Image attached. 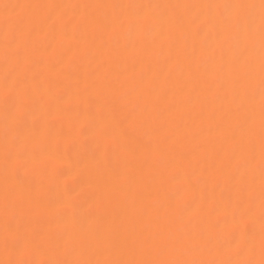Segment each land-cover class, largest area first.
Listing matches in <instances>:
<instances>
[{
	"label": "snow or ice",
	"instance_id": "snow-or-ice-1",
	"mask_svg": "<svg viewBox=\"0 0 264 264\" xmlns=\"http://www.w3.org/2000/svg\"><path fill=\"white\" fill-rule=\"evenodd\" d=\"M69 8L81 11L70 15L66 11ZM190 8L202 9L203 18L176 12ZM99 9L113 12L111 16L101 15L94 11ZM0 10L4 61L0 81V247L7 255L0 264H264V0L199 5L3 3ZM190 28L194 30L190 32ZM201 29L210 30L216 41V48L205 62L206 70L214 76V99L227 101L235 108L219 117L207 114L210 138L197 145V173L193 161L177 150V145L190 141L191 135L176 136L164 112L149 102L143 87L145 73L133 70L131 76L116 81L119 88L135 95L141 106L139 113L116 94L110 76L121 61L127 66L130 60L134 69L145 57L159 55L165 44L169 62L174 56L176 60L182 57L190 68L196 53L194 38ZM153 30L152 39L145 41V35ZM122 32L129 37L123 46ZM189 36L193 38L191 51ZM129 46L136 50L134 55L127 54ZM257 54L258 120L253 105ZM85 63L91 70L81 86L77 69ZM73 77L65 93L60 85ZM211 87L205 81L196 89L202 97V114ZM89 89L96 91L99 103L98 113H90L89 117L94 125L97 119L100 122L90 160L97 173L100 196L87 225L81 222L44 230L37 226L33 212L49 190L46 181L54 157L46 147L49 134L57 122L61 123L58 138L83 134L77 127L73 100L85 97ZM178 91L182 93L183 86ZM190 100V96L184 97V102ZM37 107L43 124L36 114ZM64 121L69 125L67 132ZM145 124L153 126L159 135L160 143L152 150L155 162L173 153L175 167H184L185 180L179 182L175 170L161 173L160 184L174 183V188L163 205L155 201V209H148L149 214L156 212L158 223L154 229L141 226L129 232L119 228L115 217H108L114 194L127 200V188L133 186H141L151 194L152 177L144 174L136 156L135 131ZM109 140L117 141L119 154L106 173ZM73 147L75 141L66 143L65 150ZM197 191L199 200L192 207L189 198H194ZM160 207L164 208L162 222ZM61 211L57 209L58 214ZM213 215L215 222L210 221ZM92 249L94 255L89 254Z\"/></svg>",
	"mask_w": 264,
	"mask_h": 264
},
{
	"label": "bare ground",
	"instance_id": "bare-ground-1",
	"mask_svg": "<svg viewBox=\"0 0 264 264\" xmlns=\"http://www.w3.org/2000/svg\"><path fill=\"white\" fill-rule=\"evenodd\" d=\"M232 0H0L3 3H36L47 4L57 3L65 5L78 4H187L199 5L205 3H229ZM244 2L259 3V0H244ZM2 11V10H0ZM70 15L79 14L80 9H67ZM93 11V10H89ZM101 15L111 16L112 9L94 10ZM178 14H187L188 16L200 15L203 18V10L200 8L177 9ZM194 29L190 28L189 31ZM43 35V34H41ZM154 35V30L148 32L144 39L150 41ZM129 37L122 32L120 36L121 46L125 45ZM183 42L182 40L180 41ZM196 53L192 57L191 67L189 68L181 57L179 60L175 59L172 62L168 60V46L160 50L159 55L152 57H145L143 63H136L133 69L131 61H128L127 66L123 61L118 67L113 69L110 78L114 81L115 92L122 98L124 102L128 103L131 109L135 106L139 113L141 106L136 103L135 95L128 94L127 88H119L117 80H123L125 76H131L133 70L137 73L144 72V89L146 90L147 99L157 108L164 112L168 126L172 128L176 136L191 135V140L177 145V150L183 151L188 160H192L199 173L200 165L196 163L194 154L198 155L196 151L197 145L205 144L209 137L210 121L207 119L208 113H215L219 117L225 111L235 108L227 101H220L214 99L215 83L214 76L210 69L206 70L205 62L212 55L216 48V41L212 32L208 29H201L194 38ZM193 44V38L189 36L188 45L189 51ZM135 49L131 46L128 48V55H134ZM175 49H173V54ZM218 55V54H217ZM227 59V57L225 58ZM256 74L255 80L257 84L256 94L253 105L257 112L258 120V106H259V74H258V54L256 59ZM4 69V61L2 51H0V81H2ZM91 69L85 63L77 69V74L81 81V86L86 78V73ZM153 75L156 79L153 80ZM73 80H65L60 85L61 90L67 93ZM208 81L212 87L208 89L207 103L203 105L202 114V97L197 94L196 89H199L202 84ZM131 81L129 82V86ZM183 86V92L178 89ZM190 96V102H184V97ZM74 114L78 115V130L82 131L81 135H73L70 137H57V131L61 127V123L57 122L55 129L49 134L47 142V150L54 153L53 159L50 161L49 174L46 181L47 189L46 195L41 203L39 209L33 212V216L37 220V226L44 229H56L57 227H64L66 224L73 223L88 224L90 221V212L94 210L96 202L100 196V187L97 182V173L91 166V154L96 149V129L99 126V119L96 120L95 125L90 120V113H98L99 103L97 94L94 89H89L88 94L79 100H73ZM36 114L41 117V124H43V116L37 107ZM147 116V113H145ZM235 123V121H233ZM31 121H29V125ZM65 132L69 130L67 121L63 122ZM258 133V128H257ZM138 137L136 145V156L143 172L146 176L152 177L150 192L148 195L144 192L141 186L128 187V199L124 200L120 194L112 196L111 216L116 218L117 225L121 230L128 229L131 232L134 228L144 227L154 229L158 223L157 214L152 211L148 213V209H155V201H159L163 205L166 201V195L174 188L173 184L161 185L159 182L160 174L167 175L169 170H175L179 182L185 180V172L183 165L175 167L173 153H166L157 164L154 160L153 149L160 143L159 135L154 130V127L145 124L143 127L135 131ZM75 141V147L65 150L66 143ZM256 143V158L257 163L259 159L258 135L255 140ZM2 147H3V131L0 127V225H2V195H3V169H2ZM108 162L105 172L109 173L112 166L116 162V157L119 154V148L116 140H109L107 145ZM79 161V163H77ZM259 170L257 167V190L259 187ZM220 189H217L219 195ZM190 204L192 207L196 206L199 200V192L194 194V198L190 197ZM65 202L67 205L65 206ZM62 211L58 214L57 209ZM143 208L144 214L140 215V210ZM160 216H162L164 208L160 207ZM216 215L210 217V221L215 222ZM177 227H180L179 223ZM243 228V225H241ZM3 232L0 227V239H2ZM89 254H95V250L89 251ZM7 259V255L2 247H0V261Z\"/></svg>",
	"mask_w": 264,
	"mask_h": 264
}]
</instances>
